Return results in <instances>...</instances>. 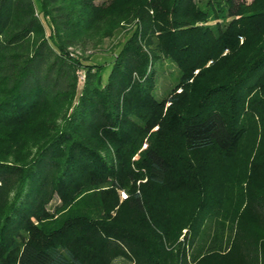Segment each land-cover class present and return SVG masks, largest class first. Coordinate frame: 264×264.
Segmentation results:
<instances>
[{"label": "trees", "instance_id": "1", "mask_svg": "<svg viewBox=\"0 0 264 264\" xmlns=\"http://www.w3.org/2000/svg\"><path fill=\"white\" fill-rule=\"evenodd\" d=\"M118 257L264 264V0H0V264Z\"/></svg>", "mask_w": 264, "mask_h": 264}, {"label": "rangeland", "instance_id": "2", "mask_svg": "<svg viewBox=\"0 0 264 264\" xmlns=\"http://www.w3.org/2000/svg\"><path fill=\"white\" fill-rule=\"evenodd\" d=\"M104 0H95L96 3H101ZM250 1V0H247ZM129 26V24L127 25ZM128 32V27L125 28L122 32L119 33L117 37L108 38L105 40L104 44L96 49H87L85 53H91L92 57L89 58V61H99V62H107L110 60L108 58L111 53V47L112 45H115L118 41H120ZM77 51H81L80 48L77 49ZM82 53V51L80 52ZM179 77L178 69L176 68V65L170 61L165 60L161 67L158 69V80H157V86L155 90V95L158 98H161L164 94L168 92V90L176 83ZM84 78L80 77V82L82 83ZM121 199L126 197V193L124 191H121L120 193ZM61 203L60 198L54 197L50 204L48 205L49 209L51 211L54 210V205ZM187 233L186 229L183 230L182 235L180 236V240H183L184 234ZM189 234V233H188ZM187 242V241H186ZM188 243V242H187ZM224 246V245H223ZM187 251L190 253V247H186ZM113 264H126V260H124L121 257L116 258L113 261Z\"/></svg>", "mask_w": 264, "mask_h": 264}]
</instances>
